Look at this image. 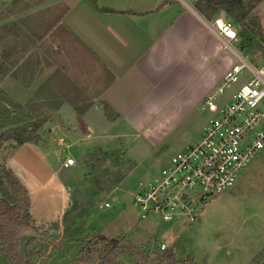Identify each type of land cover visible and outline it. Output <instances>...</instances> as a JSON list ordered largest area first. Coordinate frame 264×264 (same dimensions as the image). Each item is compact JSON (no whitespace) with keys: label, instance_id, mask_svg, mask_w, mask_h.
Returning a JSON list of instances; mask_svg holds the SVG:
<instances>
[{"label":"rangeland","instance_id":"rangeland-1","mask_svg":"<svg viewBox=\"0 0 264 264\" xmlns=\"http://www.w3.org/2000/svg\"><path fill=\"white\" fill-rule=\"evenodd\" d=\"M55 1L0 0V57L6 58L5 63L11 70L0 87L19 104L29 105L28 115L42 124L37 146L43 154L29 155L28 152L23 158L18 156L44 186L36 201L35 217L46 223L48 218L54 217L62 201L69 202V208L76 207L74 214L82 216L70 233L65 231L63 216L43 226L34 223L37 237L28 241L32 245L26 257L29 255L35 264H89V260L85 261L89 257L88 248L95 258L106 251V241L95 247L93 243L89 245V239L107 237V243L119 239L150 259L156 258L158 246L165 244L178 260L192 255L196 264H250L253 257L264 250V149L241 172L236 184L206 206L195 222L181 219L164 222L156 216L143 219L134 205L139 182L157 175L185 146L199 142L215 112L202 109L203 102H200L177 124L164 119L162 126L149 134L135 130L123 117L112 119L111 112L95 118L94 126L79 127L82 121L77 114L64 105V101L56 99L53 86L59 79L55 67L44 73L45 68L41 66L46 54L49 56L44 53L42 42L50 44L51 49L57 42L51 28ZM79 1L66 0L70 7H75ZM252 1L256 5L252 15L258 18L264 33V0ZM188 2L199 11L197 0ZM98 3L106 6V0ZM200 14L208 24L219 18L230 22L239 34L238 27L224 13L204 10ZM232 44L246 56L239 40ZM263 50L264 42L255 56L264 57ZM50 55L53 57V53ZM263 61L264 58L259 62ZM247 77L244 72L233 90ZM42 93L46 99L41 98ZM59 139L64 143L60 144ZM15 148L14 142L4 145L2 159L5 163ZM68 157L75 159L73 167L64 166ZM117 178L120 181L111 185ZM105 202L111 207L101 209L100 205ZM67 239L69 241L65 242ZM53 241L61 246L55 251ZM38 251H42L43 257L37 255ZM0 264L13 263L0 254ZM125 264L140 263L129 256Z\"/></svg>","mask_w":264,"mask_h":264},{"label":"crops","instance_id":"crops-1","mask_svg":"<svg viewBox=\"0 0 264 264\" xmlns=\"http://www.w3.org/2000/svg\"><path fill=\"white\" fill-rule=\"evenodd\" d=\"M98 2L80 0L70 7L66 0H56L51 28L57 42L54 49L42 42L49 54L41 62L44 73L55 67L56 99L77 114L79 127L94 126L95 118L107 112L145 134L164 119L175 125L222 83L236 62L190 3L106 0L101 7ZM41 98L47 97L42 93ZM27 153L43 154L39 146L24 144L6 158V165L29 189L33 221L43 226L61 219L70 203L62 201L46 223L36 219L44 186L18 157Z\"/></svg>","mask_w":264,"mask_h":264},{"label":"built area","instance_id":"built-area-1","mask_svg":"<svg viewBox=\"0 0 264 264\" xmlns=\"http://www.w3.org/2000/svg\"><path fill=\"white\" fill-rule=\"evenodd\" d=\"M176 1L189 4L188 0ZM207 27L236 62L203 101L202 109L215 113L200 141L185 146L157 175L139 182L134 205L143 219L156 216L164 222H195L206 206L236 184L241 172L264 149V61L253 63L236 50L232 43L238 40V33L230 22L219 18ZM244 72L247 79L233 90ZM227 92L231 93L225 97ZM75 163L68 157L65 166ZM109 207V202L100 205L101 209ZM161 249L166 245L161 244Z\"/></svg>","mask_w":264,"mask_h":264},{"label":"trees","instance_id":"trees-1","mask_svg":"<svg viewBox=\"0 0 264 264\" xmlns=\"http://www.w3.org/2000/svg\"><path fill=\"white\" fill-rule=\"evenodd\" d=\"M262 1L257 0V3ZM196 5L197 8H200V12L207 10L208 13L227 15L238 27L240 48L246 56H249L250 61L257 63L264 58L255 56L264 42V33L260 21L252 15L256 7L252 0H197ZM261 54H264V50ZM5 59V57H0V84L11 71L5 63ZM28 108H30L29 105L19 104L0 87V254L13 264H35L29 255L26 259L23 258L19 240L24 229L33 228L38 231L31 214V194L23 180L2 159V150L7 142H14L16 147L28 143L38 144L42 124L40 121L32 120V116L28 115ZM119 179L117 178L111 185L115 186L120 181ZM75 210L76 207L69 208L63 215L67 233L72 232L73 227L78 224L77 221L82 217L81 215L78 216L77 212L75 215ZM85 212L86 210L84 214ZM68 241L69 239L65 242ZM104 241H106V251L101 252L96 258L92 255V250L88 248L89 257L85 258L86 263L89 260V264H125V260L132 256L140 264H157L158 262L163 264H196L192 255L184 260H178L173 252L168 249H161V246H158L155 251L156 258L150 259L149 256L141 252H135L131 246L129 247L128 244L119 239H112L110 243H107V237H95L89 239V245L93 243V246L96 247L104 244ZM31 245V242L27 244V251ZM52 245L54 251L61 247L57 246L55 241L52 242ZM37 255L43 257L42 251H38ZM47 257L50 259L51 255H47ZM250 264H264V250L254 256Z\"/></svg>","mask_w":264,"mask_h":264},{"label":"water","instance_id":"water-1","mask_svg":"<svg viewBox=\"0 0 264 264\" xmlns=\"http://www.w3.org/2000/svg\"><path fill=\"white\" fill-rule=\"evenodd\" d=\"M34 237H37V233L33 228L24 229L19 236L21 254L24 259H26V253H27L26 247L28 241H30Z\"/></svg>","mask_w":264,"mask_h":264}]
</instances>
